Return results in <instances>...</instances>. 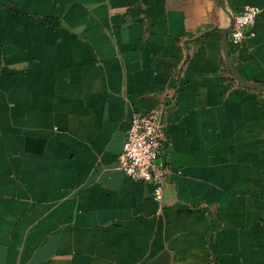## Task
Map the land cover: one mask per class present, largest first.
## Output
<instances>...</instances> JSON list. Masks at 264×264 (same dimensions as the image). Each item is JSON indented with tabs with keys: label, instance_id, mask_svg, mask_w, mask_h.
I'll list each match as a JSON object with an SVG mask.
<instances>
[{
	"label": "crops",
	"instance_id": "0c3cea01",
	"mask_svg": "<svg viewBox=\"0 0 264 264\" xmlns=\"http://www.w3.org/2000/svg\"><path fill=\"white\" fill-rule=\"evenodd\" d=\"M0 0V264H264V0ZM252 32V34H249ZM158 114L167 175L119 168Z\"/></svg>",
	"mask_w": 264,
	"mask_h": 264
},
{
	"label": "built area",
	"instance_id": "2783aa9c",
	"mask_svg": "<svg viewBox=\"0 0 264 264\" xmlns=\"http://www.w3.org/2000/svg\"><path fill=\"white\" fill-rule=\"evenodd\" d=\"M258 12L257 7L244 5L233 17L228 29V40L234 43L242 41ZM164 139V131L156 112L135 111L119 159V168L127 177L152 185L153 198L157 202L162 200V186L168 171L161 158Z\"/></svg>",
	"mask_w": 264,
	"mask_h": 264
},
{
	"label": "water",
	"instance_id": "95a60500",
	"mask_svg": "<svg viewBox=\"0 0 264 264\" xmlns=\"http://www.w3.org/2000/svg\"><path fill=\"white\" fill-rule=\"evenodd\" d=\"M217 1L220 4V6L224 8L223 0H217ZM227 32H228V29H225L222 31V35H221V45H222V50H223V54H224V61H225V65H226L227 69L229 70L231 75L236 79V81L241 83L243 86L249 87V88L259 89L260 91L264 92V85H261V84L255 83V82H251V81H246L235 70L233 64L231 63L230 56H229Z\"/></svg>",
	"mask_w": 264,
	"mask_h": 264
}]
</instances>
